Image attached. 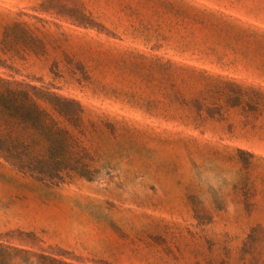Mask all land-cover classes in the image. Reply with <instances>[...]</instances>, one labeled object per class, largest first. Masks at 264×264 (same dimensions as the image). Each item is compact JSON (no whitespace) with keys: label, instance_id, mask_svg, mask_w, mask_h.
<instances>
[{"label":"rangeland","instance_id":"obj_1","mask_svg":"<svg viewBox=\"0 0 264 264\" xmlns=\"http://www.w3.org/2000/svg\"><path fill=\"white\" fill-rule=\"evenodd\" d=\"M0 76L82 108L60 180L0 155V264H264V0H0Z\"/></svg>","mask_w":264,"mask_h":264},{"label":"trees","instance_id":"obj_2","mask_svg":"<svg viewBox=\"0 0 264 264\" xmlns=\"http://www.w3.org/2000/svg\"><path fill=\"white\" fill-rule=\"evenodd\" d=\"M50 111L68 122L77 121L82 114L80 104L74 99L47 87L0 76V155L18 169L60 180L57 163L52 169H42L38 167L42 160L29 157L41 140L47 153L66 156L69 133L58 126Z\"/></svg>","mask_w":264,"mask_h":264}]
</instances>
